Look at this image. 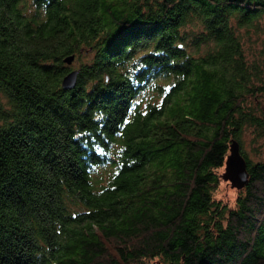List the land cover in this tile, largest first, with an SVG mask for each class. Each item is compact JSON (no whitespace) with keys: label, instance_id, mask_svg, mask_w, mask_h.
<instances>
[{"label":"trees","instance_id":"trees-1","mask_svg":"<svg viewBox=\"0 0 264 264\" xmlns=\"http://www.w3.org/2000/svg\"><path fill=\"white\" fill-rule=\"evenodd\" d=\"M262 23L264 0H0V264H264V160L214 198L260 123Z\"/></svg>","mask_w":264,"mask_h":264},{"label":"rangeland","instance_id":"rangeland-1","mask_svg":"<svg viewBox=\"0 0 264 264\" xmlns=\"http://www.w3.org/2000/svg\"><path fill=\"white\" fill-rule=\"evenodd\" d=\"M240 32L245 35V48L247 50L248 59L259 57V52L261 51L260 47H262L264 43V23L261 25L262 34L259 35V37L253 30L247 32L241 29ZM73 68H76L75 64ZM262 85L264 86V83ZM250 102L253 110L252 112L260 123L258 126H251L244 129L240 136L239 150H241L252 163H255L264 160V90L258 91L254 97L250 98L249 103ZM217 173L219 176V183L215 190L214 198L229 207H233L239 189L232 187L230 181L222 178V175L225 173L224 169L219 170Z\"/></svg>","mask_w":264,"mask_h":264},{"label":"water","instance_id":"water-1","mask_svg":"<svg viewBox=\"0 0 264 264\" xmlns=\"http://www.w3.org/2000/svg\"><path fill=\"white\" fill-rule=\"evenodd\" d=\"M74 60L73 56L64 59L67 65H71ZM78 69L68 72L61 81V86L64 90H71L76 85L78 77ZM223 179L231 182L232 187L241 189L247 183L248 173L246 171V163L240 154L239 145L235 140H232L229 146V154L226 157L225 173Z\"/></svg>","mask_w":264,"mask_h":264}]
</instances>
